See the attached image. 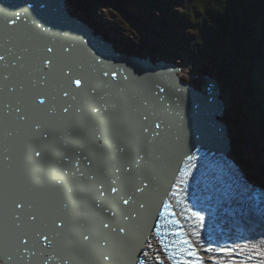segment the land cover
I'll use <instances>...</instances> for the list:
<instances>
[{
    "label": "bare ground",
    "instance_id": "obj_1",
    "mask_svg": "<svg viewBox=\"0 0 264 264\" xmlns=\"http://www.w3.org/2000/svg\"><path fill=\"white\" fill-rule=\"evenodd\" d=\"M0 1L6 8L4 18L11 23L10 29L14 30L11 37L8 36L6 34L7 22L0 18V56L4 57L0 61V119L6 122V129L10 134V138H5V142L3 141L5 144L4 151L6 152L3 155L10 157V162H6L9 164H6V168H3L9 172L11 170L15 174L14 176L21 180L19 184L10 185L9 178L5 175L3 176V168L0 167V181H7V186H9L6 191L0 188V258L3 263L81 264L82 262L76 260L83 259L85 264H92L90 254L95 253L96 256L100 257V253H103L112 257L106 263L110 264L113 259L112 253H117L116 263L113 262V264H117V261L126 260L124 258L127 253L125 250L140 242L143 246L140 249L142 251L146 249L147 257L145 258L150 259L153 264H158V262L163 264L167 262L169 264L164 255H170L169 251L163 252L158 247H153L149 228L153 227V222L155 224L161 221L170 222V216L175 214L176 219L174 221L178 222L180 227V233L177 236L181 232L185 236H182L181 240H176L175 236L172 237V242L176 245V248H180L183 251L187 246L182 243L178 244V242L187 239L193 246L192 250L202 260V264L220 262L239 252L246 255L249 261L255 264L257 262V249L264 250V186L261 183H257L256 180L240 174L236 165L232 166L223 159L220 161L215 159L207 160L206 157L202 156L207 155V149L210 148L217 153V158H223L225 155L229 157L227 154L229 140H225L222 135V121H218L219 118H217V116H220V112L213 106L223 102L220 99L221 90L219 88L216 89L213 85V90L210 89L209 91L205 88L199 90L189 86L184 79L178 76L177 70L173 69V67H169V69L172 68L171 70L162 69L161 71H155L154 68L150 69L149 66L144 68L146 62L138 63L135 59H123L121 63L120 56L115 52L122 54L114 48V42L111 43L113 47L106 44L103 49H100L107 54L108 60L100 58V53L95 50V43H93L95 41L92 38L89 39L88 35L83 32L85 28H88V24L84 23V20L80 17L73 14L70 15L71 13H68L64 8L65 2H61V0H54L55 4L51 6L54 14L59 11L54 15V24L41 21L36 16L32 20L28 17H24L23 20L17 19V17L22 15V12L18 10L20 5L17 2L25 1L29 3L30 1L32 10L38 12V15L40 13L41 16L47 17V13L38 11L40 10L38 5L39 2L44 5V2L48 0ZM37 2L38 5L36 4ZM22 4L24 5V3ZM11 14L13 18H10ZM66 16L70 18L67 23L64 22ZM40 23H46L44 28L50 38L46 34L38 33L39 29L34 25H40ZM95 33L98 36H102L96 31ZM27 47L38 49L37 56L53 53V58L39 63V59L31 57V50L28 52ZM48 49H51V51L49 52ZM114 53L116 54L115 57ZM129 56L132 57L133 55ZM117 57L118 60L116 59ZM138 60H141L140 56ZM49 61L50 63H47ZM54 61L57 62L54 63ZM161 61L167 62L163 59ZM77 63L79 64L76 73H79L77 75L79 77H76V73L74 74L72 70L73 68L75 69ZM91 64L96 67V69L94 68L95 70L101 69V65L102 68L106 67V69L100 71L101 78L99 81L96 80L95 73L91 72L92 69L88 71L87 66L92 67ZM123 65L125 66L123 67ZM68 66L69 72L67 73ZM116 68L123 70L122 74L117 73ZM55 71L57 72L56 75H54ZM70 75L73 77H70ZM5 77L7 78L5 79ZM76 79H80L82 82L79 89L76 88L74 83H70V80L74 81ZM160 89H163V91H160ZM65 91H69L68 96H64ZM90 91H95L103 96L102 100L91 99L90 102L97 118H93L91 112L88 115L83 112L85 116H81L82 111L77 108L72 112L77 119L81 120V123L74 125L79 135L74 137L73 143L79 144L77 145L79 148L80 145L89 140L92 143L90 147L86 143L83 150L77 149L80 152L78 154V151L74 153L76 150L71 149L70 157L64 155L63 159L59 158V153L49 155V152L43 148L45 152L41 157L46 154L44 158L46 163H44L35 154H31L33 146H37L38 143L41 145L40 138H38L39 141L28 139L27 143H22L20 142L21 140H18L19 127H31L30 124H26L27 121L31 119L36 123L45 124L44 120H59L60 117L66 119L67 114L63 111L66 108V104H71V102L77 104L76 100L79 95L86 99L87 92ZM40 99L45 100L43 105L38 103ZM15 100H23L26 105L22 109L17 108ZM197 105H204L207 109H212V121L211 123L207 121V123L200 122L199 125L195 123L192 125L193 130H197L194 134L198 136L199 146H197V149L194 147L190 150L188 146L182 143L185 142L183 138H186V135H177L175 128L177 125L184 126V122L189 123V125L192 124L195 116H197L195 113H199L201 119L207 116L205 113L196 111ZM67 108L69 109V106ZM191 109L195 110V112L191 113ZM82 117L84 118L83 120ZM84 120H86V123L83 122ZM217 122L218 126L215 125ZM103 123L112 125H110L109 129L106 126L102 127ZM146 123H150L152 128H146L147 131H144L140 127L146 125ZM157 123H159L160 128L156 127ZM31 124L34 125L32 122ZM60 125L61 127L58 125L60 130L68 127L64 124ZM187 128L186 126L184 129ZM3 129L4 126H1L0 130L2 131ZM35 129L34 131L39 132L37 127ZM51 129L53 131L57 130L55 127ZM69 130L66 129V133ZM103 130L107 142L100 146L101 149L99 148L100 150L95 153L96 151H93L94 147L92 146L97 144H94L95 142L92 139L96 137L98 144L101 141H99V136H95L94 133L104 135L101 134ZM151 130H156V132L153 131L152 133L161 134L165 137V140L169 143H164L165 146L171 145L165 150L164 160H162L161 164H159L160 160L159 163L145 162L143 160L144 156L131 155L133 149L144 146L142 143H146L148 144L147 146L151 147L157 146L151 143ZM177 130L180 131L179 128ZM122 136L126 139H122ZM116 139L122 143H127V150L130 151L126 156L128 158L121 160L123 162L120 166L112 167L111 165L112 169L109 170L107 176H104L106 173L101 176L99 171H95L97 176L93 174L90 176L89 174L85 175L84 171H79L81 169L80 163L91 164L96 159L103 160L100 158L110 155V152L113 151L111 143ZM65 142L67 144L68 141L64 137ZM43 143L47 144L48 142ZM214 145L223 149L216 148ZM147 146H144L143 149L151 151ZM177 149L182 150V159L174 158ZM60 150L58 148L56 152ZM115 153L119 156L118 151ZM100 155L101 157H99ZM196 155L198 157L194 159ZM189 157L192 159L189 160ZM142 162L141 166L145 170L133 171L136 174L135 176L130 172V169L132 165ZM186 162L193 167H188ZM194 163L198 167L208 169L215 176L219 175L218 167H224L227 170L221 177L226 185L230 186V192H225L223 196L227 200H229L227 198L229 197V201H232L234 206L225 204L223 207H217V210H220L225 215L222 223L217 222V218L214 219L216 215L213 209L211 210V203L213 201L218 202L216 199L218 196L216 195L219 194H216L214 190L216 188L218 190L222 189L221 181L219 179L213 180L204 171L193 172L197 170L194 168L196 167ZM117 168L120 169L119 173L116 171ZM77 171L83 173V175H80L82 176L81 182L72 178V173L75 174ZM137 175H142L143 178H139ZM117 176H120L121 179L117 180L116 185H111L109 182L116 180ZM75 177L77 176L75 175ZM208 177L212 180L208 179ZM77 179L81 178L78 177ZM124 180L127 181V184L122 191L119 193L110 192L111 186L121 187V183ZM102 182L103 190L105 191L104 197L97 192V189L101 188ZM138 186H140L139 189H142L139 192L135 191ZM168 193L171 196L167 198L165 195ZM245 193H249L250 196L247 197ZM39 198L44 203L35 205L37 212L40 209L43 211L44 207H48L47 209L53 212L52 215L60 214L70 221L69 227H67L70 230L67 233L65 232L66 235L62 231L56 235L58 238L55 241L52 240L54 245H56L55 242L61 243L64 240L68 242V249L62 253V256L55 249L40 246V242L36 238L29 236L25 227L23 229L17 228L14 226V221L8 224L5 217H2L9 213L14 215L15 208L13 206L16 204H24L26 200L29 203L31 200ZM114 198L120 201L130 198L129 204L120 203L116 209L115 217L112 216L111 208L108 212L103 211V207L108 206ZM187 201L189 204L200 201L204 205L199 206L196 211H192L190 207L187 208ZM168 202L171 204H167ZM97 204H100L101 207H96ZM141 204L144 205L143 208L140 207ZM18 210L19 212L21 211V209ZM241 212L245 214L244 218L241 217ZM180 213H185L184 215L187 216V219L180 218L178 216ZM20 214L25 222L30 219L26 212L25 214L20 212ZM189 214L193 218L188 219ZM206 215L211 219L213 226L221 232L218 236H215L214 231L210 233L213 237L210 235L209 238H213L216 244L210 239H206V242H211L216 246L211 251H209V248L214 246L209 243L206 246H202L201 244L203 243H199V232L203 231L204 227L208 229L205 223ZM124 216H128V219H123ZM38 219L36 220V227H39L38 229L43 228L41 237L42 235L47 236L49 228L43 224H38ZM102 223L108 224L109 227L107 229L103 228ZM120 227H124L126 231L120 233L118 231ZM5 228L12 230V232L17 230V232H20L21 239H31L34 243L28 242L25 245L20 240L12 243L13 240H9V238L12 239L11 237L2 235L7 230ZM113 229L117 231H113ZM189 230L194 233L189 232ZM84 235L89 237L87 241L82 239ZM14 237L20 239V236ZM35 237L38 236L36 235ZM162 237L168 238V235ZM156 241L162 243L163 240L159 239ZM102 247L105 248L102 249ZM171 249L169 248V250ZM120 251L122 252L120 253ZM46 254L51 255L53 257L52 260L44 258ZM254 254L255 257H253ZM67 256L71 258H66ZM102 262L105 263L99 258L98 264ZM130 263L134 262L131 261Z\"/></svg>",
    "mask_w": 264,
    "mask_h": 264
},
{
    "label": "rangeland",
    "instance_id": "obj_2",
    "mask_svg": "<svg viewBox=\"0 0 264 264\" xmlns=\"http://www.w3.org/2000/svg\"><path fill=\"white\" fill-rule=\"evenodd\" d=\"M110 1L64 0L66 3L64 8L71 13L70 15L73 14L84 20L83 22L88 24L93 32L95 30L105 34L103 36L105 40L109 42L114 40V48L117 51L126 55L140 56L143 59L148 58L153 64H157L162 59L175 63L179 69L177 67L173 69L177 70L178 76L199 90L205 88L209 91L212 85L216 89L219 88L220 99L226 108L222 112L223 115L217 118L226 127L225 132L222 130L224 139H230L227 154L230 159L237 161L234 160L240 174L264 186V127L257 117H252L254 111L249 112L248 108L243 107L241 103L247 98L243 92L245 90L243 84L252 86V95L259 98L255 91L257 86L253 83L255 77L249 73V70L241 71L239 58L234 56V45L223 38L224 30L218 26V23H224L226 28L228 21L225 20V15L211 10L206 14L202 11L200 18L198 17L200 23L193 26L192 18L194 20L195 18L190 12L193 0L188 4L187 10L184 0H155L154 4L158 6H150L151 0H142V2H131L130 6L123 10L112 6ZM226 2L227 0H216L213 3L216 4L215 8L225 4V10L228 13L240 11L233 3ZM242 5L245 9L243 13L249 15L248 11L253 10V7H249L247 2H240V6ZM165 6L171 8L172 12L167 13L164 10ZM169 14L173 16H168ZM202 45L205 48L201 47ZM246 50L247 48L244 47L241 53L243 54ZM223 52L227 54L230 52V55L225 57ZM218 58L222 61L221 65L217 64ZM250 70L254 71L253 67ZM255 80L259 81V78ZM202 82L204 83L201 84ZM237 82H240L243 87ZM236 102L237 105H235ZM227 104L231 106L232 111L227 108ZM233 104L234 107H232ZM200 109L206 111L204 105H197L196 111L199 112ZM255 109L264 112L263 106L256 105ZM222 127L223 124L221 129ZM214 146L223 149L217 145ZM0 264H4L1 258Z\"/></svg>",
    "mask_w": 264,
    "mask_h": 264
},
{
    "label": "water",
    "instance_id": "obj_3",
    "mask_svg": "<svg viewBox=\"0 0 264 264\" xmlns=\"http://www.w3.org/2000/svg\"><path fill=\"white\" fill-rule=\"evenodd\" d=\"M21 2L24 3V5ZM21 2H17L18 5H20L19 6L20 8H18V7L17 8H18L19 12H22V15L19 17L20 19L23 20L24 17H28V18H30L32 20V19H35V16H36L38 19L40 18L41 21L42 20L43 21H46V23L47 22L53 23V24L55 23V17H54V15H56L59 11L56 14H54L53 8L51 7V6H54V4H55V1L54 0L45 1L44 2V5L41 2H39V5H38V2L36 3L38 5V7L40 8V10H41V11L40 10H38V11L39 12H43V13H47L48 14L47 17H45L44 15L41 16L40 13L38 15V12H35L34 10H32V7L30 5V1H29V3H26L25 1H21ZM61 2H64V0H61ZM2 4L3 3L0 1V18H2L5 22H7L6 34L11 37L12 33H14V30L12 31L10 29V27H11L10 24L11 23L7 19L4 18L5 17V13L4 12H5L6 8H4V4H3V6H2ZM57 4H58V2H57ZM54 8L56 9V7H54ZM10 18H13V15L12 14L10 15ZM69 21H70L69 16H66L65 19H64V22L67 23ZM45 24L40 23V25L35 24L34 26L39 29L38 30V33L44 34V35L46 34L50 38V36L46 33L47 30L44 28V25ZM83 32H85L88 35V38L89 39L92 38L93 41H95V42H93V43H95V45H94L95 46V50L98 51V53H100L99 54L100 55V58L102 57V59L108 60L107 59L108 57L106 56L107 54L105 52H102L100 49H103L104 48V45H106V44L112 46V44H111L112 42L106 41L103 37L98 36L97 34H94L95 30L93 32V30H92V28L90 26H88V28H85V31H83ZM71 45H73V44H71ZM27 48H28L27 49L28 52H30V50H31V53H30L31 54V57L33 59H39V63H43V62L48 61V60H51L53 58L52 57L53 56L52 55L53 53H50V55L49 54L48 55H42L41 54V56H39V55L37 56L36 54H37V50L38 49H36V48L35 49H30L29 47H27ZM115 53L118 56H120L121 63H122V60L123 59L124 60L135 59L138 63L139 62L140 63L146 62V66L144 68H148V66H149L150 69H153L154 68L155 71H161L162 69L163 70H171L172 68L169 69V67H173V68L174 67H177L179 69V67L175 63H172V62H168L167 63V62H164V61L159 60L158 63H157V65H154V64L150 63L151 61L148 58L147 59H143L142 57H140L141 60H138V56H136V55H133L131 57V56L126 55L124 53H121L122 55H120L117 52H115ZM115 53H114V57L116 56ZM116 59L118 60V57ZM29 61L31 63V60L30 59H29ZM56 62L57 61H54V63H56ZM78 64L79 63H77V65H76L77 68L75 67V69L74 68L72 69L74 74L78 70ZM163 64H167V65L164 66ZM91 66H92V64H91ZM124 66L125 65H123V67ZM2 68L5 69L4 66H2ZM67 68H68V71H67V73H68L69 72V66ZM87 68H88V71L92 69L91 72L95 73V76H96V80L97 81H99L100 78H101V72L100 71L103 70V69H106V67L102 68V65H101V69L98 68L97 70H95L96 69L95 66L94 67L93 66L92 67L87 66ZM116 69H117L116 70L117 73L122 74L121 72H123V70H121L119 68H116ZM40 71H42V70H40ZM56 74H57V72L55 71V74L54 75H56ZM78 74L79 73H76L75 76L76 77H79V76H77ZM70 77H73V76L70 75ZM87 94L88 95H86V99L84 97H82V96L79 95V97L76 100L77 101V104H74L73 102H71V104H68V105L66 104V108H67V106H69L68 112H66V114H67L66 119H63V117H60L59 120H54V119L44 120V123L45 124H41L39 122L36 123V122H34V121H32L30 119V121H27L26 124H30L31 127H27V128H25L23 126L19 127L20 131H18L19 132L18 140H21L20 142H22V143H27L28 142L27 141L28 139H32V140L36 139V140H38V138H40L39 140L41 142V145H39V143H38L37 146H33L31 148V150H32L31 151V154L34 155L36 151H40L41 152V155H42L45 152L44 149H46L49 152V155L50 154L52 155L53 153H59L58 156H59L60 159H63L64 155H68L69 156L70 153H71V149H75L76 151L74 153H76L79 149H82L83 150L85 148V146H86V143L90 147L92 145V143L89 140H87L88 142L86 141V143H84L83 145H80L79 148L77 147V145H79V144L73 143V140L75 139L74 137H77L79 135V132H77L75 130V128H74L75 126L74 125H76V123H81V120L80 119H77V117L75 116V114L72 113L73 110H75L76 108L79 109V110H81L82 111L81 116H85V114H83V112H86L87 115L91 112V116H93V118H97V117H95L96 114H95V111L93 110L92 103H90V102H91V99L92 100H102L103 99V96H101L99 93H97L95 91L87 92ZM89 94H91V95H89ZM215 100L217 101V99H215ZM206 102H207V100H206ZM15 103H16V107L17 108H21V109L26 105V102H24L23 100H19V101L18 100H15ZM205 106H207V105H205ZM213 106L218 110V112H220V115H223L222 112H224L225 111V108H226L223 103H220L219 105L217 103L216 106L215 105H213ZM205 108H206V111H202L201 109L198 110L199 112H202V113L207 114V116L205 118H202L201 119L199 117V113H195L197 116H195V119L192 121V124L189 125V123H185L184 122V126L183 125H177L176 128H175L176 129L175 133L177 135L178 134L179 135H181V134H185L186 135V138H183L185 140V142H182V143L184 145L188 146L190 148V150H192L194 147H195V149H197V146H199L198 145L199 144V142H198V136H196L194 134V132H196L197 130H193V126L192 125L194 123L197 124V125H199L200 122L207 123V121H209V123H211V121H212V109L209 108L208 111H207V107H205ZM190 112L191 113H194L195 110H192L191 109ZM100 116H101V114H100ZM100 118H103V117H100ZM199 118H200V120H198ZM83 119L84 118L82 117V120ZM31 122L34 123V125H32ZM83 122L86 123V120H84ZM212 123H214V122H212ZM60 124H64L65 126L67 125L68 127H65L64 130H60V128L58 127V125L61 127ZM157 124L159 125V123H157ZM222 124H223L222 129L223 130L226 129L224 123H222ZM37 125L40 126L39 129H38V131L40 132V135H39V132L34 131V130H36L35 127ZM97 125L99 126L98 123H97ZM110 125H112V124H110ZM110 125L108 123H106V124L103 123L102 127L103 126L104 127L106 126V127H108L110 129V127H111ZM215 125L218 126V122ZM1 126H4V129L2 131L0 130V154H1V156H0V167L6 168V164H9V163H6V162H8V161L10 162V157H7V156L3 155V153L6 154V152L4 151L5 150L4 149L5 148V144L3 143V141L5 142V138H8L9 139L10 138V134L7 132L8 130L6 129L7 128L6 122L3 121L2 119H0V129H1ZM186 126L188 128L187 129H184ZM53 127H55L57 130L56 131H53L51 129ZM140 128H142V130H144L145 128H149L150 129V128H152V126H151L150 123H146V125H143ZM177 128H179L180 131H178ZM66 129H70V130L66 133ZM153 131L156 132V130H151V132H150V134H151V143H153L155 146L156 145L157 146L156 147H154V146L151 147V146H147L148 144H146V143L145 144L142 143V145L147 146L151 151H147V150L143 149L144 146L143 147H137V149H133L131 155L132 154L142 155V156H144L143 160L145 162H152V163L158 162L159 163V160H160V163L159 164H161L162 163V160H164L165 150H167L169 148V146H171V145L165 146V144H169L168 141L165 140V137H163V135H161V134L156 135L155 133H152ZM5 132H6V134H5ZM45 134L47 136V139H44L43 138V135H45ZM94 134H95V136H99V141H101V143L98 144V139L96 137L92 139V141L95 142L94 144H97V145H93L92 146V147H94L93 148V151H96L95 153H97V151H99L101 149L100 146H103L107 142V138H106V136L104 134V130L101 133V134H104V135H97L96 133H94ZM64 137H65L66 141H68L67 144H66V142L64 143ZM122 139H126V138L124 136H122ZM46 141L48 142L47 144L46 143H43V142H46ZM69 142H71L73 144L71 145ZM62 144H63V146H62ZM111 144H112V149H113L112 152H110L107 148H105L107 151L110 152V155H105L104 154L105 156L102 157V158H100V159H103V160H97L96 159L91 164H83V163H80L81 164V169L79 171H84L85 172L84 174L85 175L86 174H89V176L92 175V174L94 176H97V173L95 171H97V172L99 171V173L101 174V176L104 175V173H106L104 176H107V174L109 173V170L112 169V167H114L116 165L120 166L121 163L123 162L121 160H123L124 158L125 159L128 158L126 156L130 153V151L127 150L128 149L127 143H122L121 141H119V140L116 139ZM118 146L125 148V152L124 153L118 152L119 153V156H117L116 153H115L117 151L116 148ZM58 148H60L61 150L59 152H56V150ZM208 151H210V148L207 149V152ZM78 153H80V152L78 151L77 154ZM92 153H94V152H92ZM213 153H214V151L211 150L210 151V154L212 155ZM204 154H205V152H204ZM41 155L38 157V159L39 160H43L42 162L46 163L45 162L46 159H44L45 156H46V154L43 155L42 157H41ZM49 155H48V157H49ZM79 155L81 156V154H79ZM92 155L95 156L94 154H92ZM131 155H129V156H131ZM182 156H183L182 150L181 149H177L176 153L174 154V158L175 157H178V158L182 159ZM202 156H205V155H202ZM99 157H101V155ZM195 157H198V156L197 155L194 156V159H195ZM72 158H74V157H72ZM183 159L186 160L185 157H183ZM143 162L142 163H137L135 165H132V168L130 169V172H132L136 176V174H135L136 170H145V168H142V166H141L143 164ZM111 165H112V167H111ZM4 168L2 170L3 176L5 175V176H7L9 178L10 185H13V184L15 185L16 183L19 184L20 181H21L20 178H18L17 176H14L15 174H13V172L11 170H10V172L13 175L8 170H4ZM107 169H108V171H107ZM79 171H77V173H75V174L72 173V178H73V180L75 179V180H78L79 182H81L82 181V176H80L81 175L80 174L81 172L79 173ZM133 171H135V172H133ZM75 175L77 177H75ZM147 175L150 176L149 174H147ZM78 177H80L81 179H77ZM137 177L140 178V177H142V175H137ZM140 180H142V179H140ZM11 181L13 182L12 184H11ZM7 185H8L7 181H5V180L0 181V188L3 191H6L9 188V186H7ZM138 188H140V186H138ZM165 196L168 198V197L171 196V194L168 193ZM97 197H98V195H97ZM43 203L44 202H42L40 200V198L39 199H35V200H31V202H29V203L26 200L24 202V204H21L22 207L17 208L16 205L13 206L15 208L14 215L12 213H9L7 215H3L2 217H5V219L7 220L8 224L14 221V223H15L14 226L17 227V228H22L23 229L25 227V230H27V233L29 234V236L36 238L37 241L40 242V246H43L45 248L48 247L49 249H53V250L55 249L58 252V254L61 253L60 255L62 256V253L63 252H66L67 249H68V242L66 240H64L61 243L60 242H55L56 245H54L52 243V240L55 241V239L58 238V237H56V235L58 233H60L62 231H63V233H65V232L67 233V231L70 230V229H67V227H69L70 221L67 218H64L63 215H60V214H58V215L57 214L56 215H52L53 212L51 210L47 209L48 207H46V208L44 207L43 211H41L42 209H40V211L37 212V210H35V205H37V204H41L42 205ZM188 207L194 208L190 204H189ZM18 209H21L20 212H24V214L26 212L28 214V217L29 218L32 215H35L37 218H39L38 219L39 220L38 224H43L45 227H48L49 228V233L47 235V237H48V240L47 241H45L44 239H42L41 236L35 237L36 236V233L37 232H40L41 233V231L43 229V228L38 229L39 227H36L37 226L36 225V223H37L36 220L37 219L35 221H32L31 219H29L28 221L25 222L23 220V218H21L22 215L20 214V212H19ZM193 210L194 209H192V211ZM187 211H189V210H187ZM240 215L242 216L243 215V212H241ZM174 218H175V214H174V216L173 215L170 216V219H171L170 222H163V221H161L160 223L157 222L156 224H155V222H153L152 223V226L153 227L152 228L150 227L149 230H150V235H151V237H150L151 238V242L156 247H157V245H156L155 239L156 238L163 239L162 236L165 233H166V235H168V238H166L165 240L163 239L164 241H163L162 247L164 248V251H169L170 255H168V256L169 257L171 256L172 261L177 264L178 258L179 257H182L185 253L180 248H176L175 247L176 245L173 244V242H172L173 238L172 237L175 236L176 237V240H181L182 239V236L183 237H185V236L182 234V232H181L180 235L177 236V234L180 233V230L179 229H174L175 233H170L169 234L167 232L171 228L170 227V224L173 223V219ZM56 225H60V226L59 227H56ZM5 229H7V230L4 231L2 233V235L11 237L12 239L9 238V240H13L12 243L19 242L18 240H20V241L25 240L24 238L21 239L20 232H17V230H15V232H12V230H10L8 228H5ZM189 232L194 233L191 230H189ZM66 233H65V235H66ZM14 236H20V239L15 238ZM28 242H33V240L30 239V240H28ZM179 242H178V244H181ZM141 247H143L141 245V243L140 242H137L131 248L125 250V252H127V253L125 254L124 258L126 260H121L120 261V262H122L121 264H131L130 263L131 261L134 262L132 264H153V262H151L150 259L145 258V257H147L146 256V249L142 251L140 249ZM104 248L105 247H102V249H104ZM169 248L170 249L172 248V249L169 250ZM121 252L122 251H120V253ZM182 252H183V254H182ZM101 254L102 253H100V257H101ZM116 254L117 253H112L114 260L112 259V261H111L110 264H113V262L116 263V261H115L116 260ZM90 256H91V259H92V264H98V260H99L100 257L99 256H96L95 253H91ZM85 257L87 258V255L86 254H85ZM44 258H48V259L50 258L52 260L53 257L51 255L46 254V257H44ZM66 258H71V257H68L67 256ZM76 261L82 262L81 264H85V261H83V259L82 260H79L78 259ZM107 262L108 261H105V263L102 262L101 264H106ZM120 262L117 261V264L118 263L120 264ZM26 264H28V263H26Z\"/></svg>",
    "mask_w": 264,
    "mask_h": 264
},
{
    "label": "trees",
    "instance_id": "obj_4",
    "mask_svg": "<svg viewBox=\"0 0 264 264\" xmlns=\"http://www.w3.org/2000/svg\"><path fill=\"white\" fill-rule=\"evenodd\" d=\"M154 1L155 0H151L149 2L150 6L155 5ZM160 1H163V0H160ZM184 1L186 2L185 9L187 10L188 9L187 6L191 2V0H184ZM214 1L216 0H193V6L191 7L190 12L193 13L195 20L192 18V25L194 26L195 24L200 23L199 16L201 15L202 11H205V14H206L207 11L211 10L214 13L217 12L219 14L225 15V20L228 21L226 28H225L224 23L223 24L218 23V26L224 30L222 31L223 38L227 42L234 45V56L236 58H239L238 62H239V67L241 68V71L245 72L249 70V73L252 76H254L255 79L259 78V81H256L255 79L253 80V83L257 86V89H255V91L258 93L259 98H255L252 95V89H251L252 86L243 84L245 86V90L243 92L246 94L247 98H246V101L245 100L241 101L242 106L247 107L249 112L254 111L253 115L251 113L250 114L254 118L257 117L259 122H261L262 126L264 127V112L263 110L259 111L255 109L256 105H260V107L263 106V109H264V0H227L226 3H229V2L233 3L235 7H237V9H240L239 12H232V13H228L225 10L226 9L225 4H220L218 8H215L216 4L213 3ZM131 2H142V0L140 1L139 0L138 1L137 0H111L110 1L112 6H116L121 10L129 7ZM240 2L249 3L248 6L249 7L252 6L253 10L255 11L250 9L248 11L249 15H245L243 13L245 9L243 5L240 6ZM144 3L147 5L146 2ZM155 6H158V5H155ZM211 6H212V9H211ZM164 10L167 13L172 12L171 8H169L168 6H165ZM235 15L236 17H234ZM168 16H173V15L169 14ZM108 36L110 37V35ZM136 45L138 46V44ZM205 46L207 45L205 44ZM205 46L202 45L201 47L205 48ZM244 47H246L247 50L242 54L241 49H243ZM223 55L227 57L228 55H230V52L228 54L226 52H223ZM215 58L217 59V57ZM218 60L219 61L217 62V64L220 63L221 65L222 61L219 58ZM251 67H253L254 71L250 70ZM231 77L233 78V76ZM244 80H245V77H244ZM237 83L238 85L243 87L242 84H240V82H237ZM245 83H246V80H245ZM222 89H224L223 85H222ZM232 102L234 101L232 100ZM234 104L232 107H234ZM235 105H237V102ZM230 107L231 106L227 104V108H229L230 111H232V108ZM233 110H235V108Z\"/></svg>",
    "mask_w": 264,
    "mask_h": 264
},
{
    "label": "snow or ice",
    "instance_id": "obj_5",
    "mask_svg": "<svg viewBox=\"0 0 264 264\" xmlns=\"http://www.w3.org/2000/svg\"><path fill=\"white\" fill-rule=\"evenodd\" d=\"M18 18H19V17H17V19H18ZM48 51L50 52L51 49H48ZM3 59H4V57H3V56H0V61H2ZM47 63H50V61L47 62ZM105 75H107V74H105ZM113 75H115V74H113ZM6 78H7V77H5V79H6ZM70 83H74L75 86H76V88L79 89V88L81 87V83H82V82H81L80 79H76V80H74V81H71V80H70ZM160 91H163V89H160ZM68 95H69L68 91H65V92H64V96H68ZM38 103H39L40 105H43V104L45 103V100H44V99H40V100L38 101ZM17 111H19V109H17ZM63 111H64L65 113L68 112V108H64ZM36 127H37V129H39L40 126L37 125ZM156 127H159V125H156ZM144 131H147V129L145 128ZM43 138H44V139H47L46 134L43 135ZM116 150H117L118 152H120V153H124V152H125V148H124V147H120V146H118V147L116 148ZM40 155H41V152H40V151H36V152H35V156L39 157ZM188 159L191 160L192 158L189 157ZM116 171L119 173V172H120V169L117 168ZM81 175H83V173H81ZM120 179H121V177H120V176H117V179H116V180H111L109 183H110L111 185H116L117 180H120ZM126 184H127V181L124 180V181H122V183H121V187L111 186V187H110V192H111V193H119L120 191L123 190V187H125ZM135 191L139 192V191H141V189H139V188H135ZM97 192H98V194H99L100 196H104V195H105V191L103 190V182H102V184H101V188H100V189H97ZM121 202H122L124 205H127V204H129V202H130V198H129V199H123L122 201H120L119 199H115V198H114V199L110 202V204H109L108 206H104V207H103V211L108 212L109 209L111 208V209H112V216L115 217V216H116V209L119 207V205H120ZM16 207L19 208V207H22V205H21V204H16ZM96 207L99 208V207H101V205H100V204H97ZM140 207L143 208L144 205L141 204ZM30 219H31L32 221H35V220L37 219V217H36L35 215H32V216L30 217ZM123 219L127 220V219H128V216H124ZM59 226H60V225H56V227H59ZM102 227L105 228V229H107V228L109 227V225H108V224H104V223H102ZM113 231H117V230H116V229H113ZM118 231H119L120 233H124V232L126 231V229H125L124 227H120V228L118 229ZM36 235H37V236H41V233H40V232H37ZM42 239H44L45 241H47V240H48V237L45 235V236H42ZM82 239L85 240V241H87V240L89 239V237H88L87 235H84V236L82 237ZM21 243L26 245V244L28 243V240L25 239V240L21 241ZM179 243H182V244H184V245L187 246V247L183 250V252H187L188 255L193 256V257H196L195 259H193V260L187 262V264H202V260H201L199 257H197L196 252L192 250V247H193V246H192V244H191V242H190L189 240L185 239V240H183V241H180ZM102 246H103V245H102ZM209 251H211V249H209ZM219 251H224V250H219ZM229 251H230V250H229ZM183 252H182V254H183ZM33 254H34V253H33ZM111 258H112V257H111L109 254H103V253L101 254V257H100V259L103 260V261H109Z\"/></svg>",
    "mask_w": 264,
    "mask_h": 264
},
{
    "label": "flooded vegetation",
    "instance_id": "obj_6",
    "mask_svg": "<svg viewBox=\"0 0 264 264\" xmlns=\"http://www.w3.org/2000/svg\"><path fill=\"white\" fill-rule=\"evenodd\" d=\"M157 198H159V197H157ZM159 199H162V198H159ZM162 201H164V200H162ZM176 202V201H175ZM178 202V201H177ZM166 203V202H165ZM178 203H181V202H178ZM167 204H171L170 202H168ZM167 209V208H166ZM185 213H180V214H178V216L180 217V218H186L187 219V216H185L184 215ZM190 218H193V216L192 215H190L189 214V217H188V219H190ZM200 220V219H199ZM201 221V220H200ZM202 222V221H201ZM203 223V222H202ZM204 230H207V228L206 227H204L203 228V231ZM210 235H212V234H210ZM212 237H213V235H212ZM206 239H210V241H212L214 244H216V241L213 239V238H205V237H203L202 235H200V242H202V243H205L206 242ZM211 246H214L213 245V243H211V242H208Z\"/></svg>",
    "mask_w": 264,
    "mask_h": 264
}]
</instances>
